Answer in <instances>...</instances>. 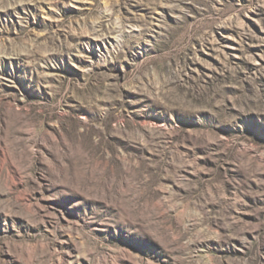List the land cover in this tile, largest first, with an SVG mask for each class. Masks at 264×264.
<instances>
[{"label": "rangeland", "instance_id": "1", "mask_svg": "<svg viewBox=\"0 0 264 264\" xmlns=\"http://www.w3.org/2000/svg\"><path fill=\"white\" fill-rule=\"evenodd\" d=\"M0 264H264V0H0Z\"/></svg>", "mask_w": 264, "mask_h": 264}]
</instances>
